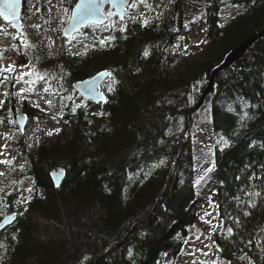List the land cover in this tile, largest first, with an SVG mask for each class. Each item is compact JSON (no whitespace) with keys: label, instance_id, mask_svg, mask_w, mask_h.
Instances as JSON below:
<instances>
[{"label":"trees","instance_id":"trees-1","mask_svg":"<svg viewBox=\"0 0 264 264\" xmlns=\"http://www.w3.org/2000/svg\"><path fill=\"white\" fill-rule=\"evenodd\" d=\"M78 1L56 0L54 11L51 0H39L41 25L33 32L42 45L31 43V57L46 79L62 78L64 88L51 97L63 125L51 143L30 146L14 137L26 164L10 159L7 180L0 178V202L17 216L0 235V264H178L193 230L202 229L196 209L206 186L196 181L207 169L208 194L219 199L218 227L210 233L216 259L264 264V38L217 76L205 103L212 113L209 146L189 132L210 73L238 44L264 31V0H200L202 10L190 0L172 6V0H136L125 25L110 18L68 39L65 12ZM231 7L238 9L231 14ZM175 10L178 26L183 18L188 32L196 23L206 32L185 51L169 44ZM28 18L25 6L27 31ZM53 18L56 58L46 31ZM106 70L108 101L74 104L80 98L75 84ZM9 93L0 108L3 129L17 130L9 116L14 100L30 126L55 115ZM56 167L67 173L60 188L51 179Z\"/></svg>","mask_w":264,"mask_h":264},{"label":"rangeland","instance_id":"rangeland-1","mask_svg":"<svg viewBox=\"0 0 264 264\" xmlns=\"http://www.w3.org/2000/svg\"><path fill=\"white\" fill-rule=\"evenodd\" d=\"M190 1L193 2L196 9L197 7L201 9L202 5L200 0ZM145 2H147V0H139V3L142 5ZM174 3H177V0H172L171 6ZM133 4L135 5L134 7L132 6ZM39 5V0L27 1L26 7L28 9L29 18L27 19L26 24L28 31H25V36H20L17 32H15L16 30L13 29L12 25L6 23L2 20V18H0V108L4 109L3 106L7 98V93L10 92L13 93V99H18L20 101L25 100L28 104L31 103L35 107H40L46 112L55 114L53 106L56 103L51 97V92H53L52 90H59L58 88L61 87L62 84V80L60 79L62 78L61 76H57L53 78V80L46 79L44 74L36 69L31 57V43L42 45V41L38 42V40H35L33 32L34 24H36L38 28H40L41 25ZM55 5L56 0H51L50 6L54 11H56ZM136 6H138V3H136V0H133L129 7L130 14L134 12ZM237 9V7H231L229 11L232 14L235 13ZM65 13H69V17H71L72 12L66 11ZM107 13L108 15L111 13L109 16L114 21L115 26L125 25L128 21V18L126 20L120 19L116 12L110 9L107 10ZM202 14L200 13V15ZM56 27L55 19L53 18L51 25L46 30L48 37L47 44L49 46L48 50L50 51L51 56H54L55 58L59 47ZM203 35L204 25L201 23L193 24V27L188 34H185L184 37H182L184 39V44H180L179 48L181 49V47H184L181 50H186L191 44L202 42L201 36ZM79 37L82 36L80 35ZM75 49L79 48L76 46ZM193 52L195 53L196 50H190L189 54H194ZM197 53L200 52L197 51ZM5 69L11 70L5 71ZM12 85L14 86L13 91H11ZM111 85L112 83L108 80L104 86V90L109 92ZM59 105H61V103ZM15 106L16 102L14 100L13 106H9V116L12 118L14 116ZM210 110L211 106L209 103L205 104L203 109L196 116L200 124L199 129L196 130L192 128L196 135L203 138V142L205 140L203 144L206 147L209 146L208 138H210V128L208 126L212 124V113ZM62 125L63 123L57 114L45 115L41 122L38 120L34 121L33 124L31 126L29 125V128L26 130L27 132L25 136L21 135L20 131L3 129L0 125V173L3 172V175H0L1 181L7 180V177L4 176V172H9V169L6 167L5 163H3L4 161L14 159L16 165L26 164V161L21 156H18L21 151L19 143L17 144L14 140L16 132L20 133L19 139H22L25 145L32 146L33 144L38 145L40 140L48 143L56 140ZM201 130H203L202 133ZM49 133H51V135ZM202 176L204 177L202 183L206 186V194L204 193L203 200H201L200 204H198V209H196L202 229L200 231L196 229L193 230V235L189 240V245L187 247L188 253L184 256V258L179 260L178 264H234L227 261H220L216 259L217 257L213 254V240L210 233L218 227L219 199L217 192L208 194L211 187V185L208 184L213 183L210 171L208 169L205 170ZM216 184L217 183L215 182V191H217L218 188ZM9 190L10 189L7 188L4 193H2L3 196H7ZM3 205L4 204L0 202V215L2 217L7 213V207Z\"/></svg>","mask_w":264,"mask_h":264},{"label":"water","instance_id":"water-1","mask_svg":"<svg viewBox=\"0 0 264 264\" xmlns=\"http://www.w3.org/2000/svg\"><path fill=\"white\" fill-rule=\"evenodd\" d=\"M133 0H117V3H112V0H105L103 4L100 5V9L102 14L94 16L89 19H84L83 22L77 23L75 19H71L74 16V12L76 9V6L80 4L81 0L75 4L71 17H69L68 25L63 29V33L66 38L71 39L76 34L80 33L82 29L88 28L90 25H106L108 24L110 20V16L107 13V10L110 9L114 12H116L117 16H119L120 19L126 20L128 18V14L130 13L129 7L131 5V2ZM27 4V0H10V6H5L3 0H0V9L3 10V14H0V18H2L3 21L13 26V29H15L20 36L26 35L25 30V24L23 20V13L25 10V6ZM7 15L9 17L8 20L4 18V15ZM264 38V31L261 33L258 32L256 34H253L243 42L237 45L232 51H230L227 56L225 57V60H222L223 62L218 65L216 68L213 69L211 74V78L209 81V84L207 85V88L202 93V96L199 98V102L197 103L196 107L191 111L190 114V134L193 128L194 123V115L204 106L207 99L211 93L213 92L215 85H216V78L219 74H221L226 69L234 66L237 61H241L242 59H245L248 52L254 48V46ZM109 73H111L110 70L102 71L93 77L86 78L84 80H81L75 84L76 92H78L84 99L87 101H90V103L95 104H105V102L108 101V93L103 90V85L109 80ZM14 122L21 132L22 135H26L27 126L29 124V115L24 112H16L14 114ZM181 149V148H180ZM66 171L63 168H54L51 171V179L54 181L55 186L57 188H60L66 178ZM161 200V199H160ZM159 200V202H160ZM153 212L142 222L139 224H136V226L133 228L131 233H134L138 227L141 224H144L150 220L152 217ZM16 214L15 213H8L2 219L0 220V235L3 232V230H6L9 226L16 223ZM130 233V234H131ZM126 242V239L120 243H116L111 245L106 251L109 252V250L119 247L121 244H124ZM97 261L92 262L91 264H95Z\"/></svg>","mask_w":264,"mask_h":264},{"label":"snow or ice","instance_id":"snow-or-ice-1","mask_svg":"<svg viewBox=\"0 0 264 264\" xmlns=\"http://www.w3.org/2000/svg\"><path fill=\"white\" fill-rule=\"evenodd\" d=\"M5 6H10V0H3ZM105 0H81L80 4L76 6L74 16L71 19H75L77 23L83 22L84 19H89L94 16L102 14L100 5L103 4ZM112 3H117V0H112ZM133 7L135 6L134 4L132 5ZM0 14H3V10L0 9ZM111 15V13H109ZM4 18L6 20L9 19V17L5 14ZM102 45L105 44V41L101 40L100 42ZM147 55V52L145 53ZM11 69H5V71H10ZM109 76L111 73L108 74ZM42 79V77H41ZM111 90V88H109ZM50 103V101H49ZM51 135V133H49ZM3 163H7V161H4ZM0 175H3L0 173ZM204 177L201 176L197 181L196 184L198 185L201 180H203Z\"/></svg>","mask_w":264,"mask_h":264},{"label":"flooded vegetation","instance_id":"flooded-vegetation-1","mask_svg":"<svg viewBox=\"0 0 264 264\" xmlns=\"http://www.w3.org/2000/svg\"><path fill=\"white\" fill-rule=\"evenodd\" d=\"M176 12H178V11H176L175 10V12H174V14H175V16H174V25L176 26V29L174 30V33H175V39H173L169 44H178L177 45V48H178V50H181V49H183L184 47H181V49L179 48V45L180 44H184V39L182 38V37H184V35L186 34H188V31H187V29H185V27L183 26V25H185L184 23H185V21H184V19L182 18V20H181V25L180 26H178L179 25V21H180V15H178V13H176ZM172 13V12H171ZM173 25V26H174ZM175 26H174V28H175ZM206 35V32H204V35L203 36H205ZM202 36V37H203ZM182 51H185V50H182ZM59 88H64V85H63V83L61 84V87H59ZM103 90H104V86H103ZM102 90V91H103ZM60 93L61 94H63V91H60ZM86 102H90V101H87L86 99H84L82 96H80V98L78 99V101H76L74 104H76L77 106H83ZM15 126V125H14ZM16 128V127H15ZM28 128H29V125H28ZM27 128V129H28ZM17 129V128H16ZM13 131H15V130H13ZM16 131H18V130H16ZM18 134H20L19 132H16V136H18ZM25 136V135H24ZM22 140V139H21ZM21 143H23V142H21ZM18 166H21V165H18ZM9 212H7L6 214H8ZM213 252H214V250H213ZM214 255H215V252L213 253ZM215 257H216V255H215Z\"/></svg>","mask_w":264,"mask_h":264}]
</instances>
